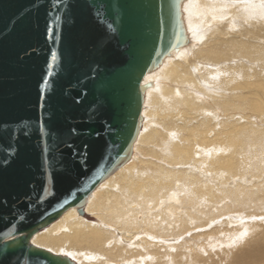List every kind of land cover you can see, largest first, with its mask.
<instances>
[{
  "label": "bare ground",
  "instance_id": "bare-ground-1",
  "mask_svg": "<svg viewBox=\"0 0 264 264\" xmlns=\"http://www.w3.org/2000/svg\"><path fill=\"white\" fill-rule=\"evenodd\" d=\"M177 11L183 40L142 80L129 160L84 214L69 207L31 237L71 264H198L210 234L219 246L237 233L244 243L216 257L264 264V0H177ZM241 211L260 221L234 226Z\"/></svg>",
  "mask_w": 264,
  "mask_h": 264
},
{
  "label": "water",
  "instance_id": "water-1",
  "mask_svg": "<svg viewBox=\"0 0 264 264\" xmlns=\"http://www.w3.org/2000/svg\"><path fill=\"white\" fill-rule=\"evenodd\" d=\"M177 0H0V264H71L31 237L129 160Z\"/></svg>",
  "mask_w": 264,
  "mask_h": 264
},
{
  "label": "rangeland",
  "instance_id": "rangeland-1",
  "mask_svg": "<svg viewBox=\"0 0 264 264\" xmlns=\"http://www.w3.org/2000/svg\"><path fill=\"white\" fill-rule=\"evenodd\" d=\"M240 213H242V218H244V219H241V220H239V219H236L235 220V222L236 223H234V224H237V225H234V226H238V227H240L241 229H243L242 227H245V225L247 224V223H250V222H253V223H255V222H257L258 220L260 221V218H262L261 220H263V218H264V215H260V213H255V214H253V215H246V212L245 211H241ZM244 213H245V216H244ZM258 215H260V218H259V216ZM258 216V217H257ZM220 217V216H219ZM257 218H258V220H257ZM238 220V221H237ZM240 221V222H239ZM244 221V222H243ZM250 221V222H249ZM238 222L240 223V224H238ZM217 225V224H216ZM215 226V224L214 225H210V227L209 228H207V229H211L212 227H214ZM234 226H232V227H234ZM240 231H242V230H240ZM240 236H242V235H238V233H237V235L235 234V235H233L232 236V238L229 236L226 240H222V241H220L219 242V246L217 245L218 244V239H216V240H214V238L213 239H210V237H212V235L210 234L209 235V240H206L205 242H206V244H205V242H201V244H200V246H205L206 247V249L207 250H204L203 249V251H202V255H203V257L200 255V259H201V262L199 263L198 262V264H216V263H218V264H224V258L223 257H219V256H223V255H225V254H223V249L226 247V246H228V245H231V246H234L235 244L237 245V244H242V243H244L243 241H245L244 240V235L242 236V237H240ZM201 238H203V237H201ZM235 239V240H234ZM238 239H240V240H238ZM203 240V239H202ZM229 240H232V241H229ZM209 241V242H208ZM242 242V243H241ZM198 243H200L199 241H198ZM223 244V245H222ZM228 244V245H227ZM226 245V246H225ZM210 246V247H209ZM230 246V247H231ZM208 248L209 249H211L212 250V252H211V250H210V253L212 254V258H209L208 260L206 259L205 260V257H204V255H205V253H206V258H208V257H211V254L209 255V252L207 253V251H208ZM221 250H220V249ZM219 249V250H218ZM218 252V253H217ZM216 253H217V255H219V256H217V257H219V259L216 257ZM222 254V255H221ZM223 258V259H222ZM204 259V260H203ZM218 259V260H217ZM183 260H184V258H183ZM183 260H182V258L180 259V261H179V263L178 264H192V262L190 263V260H187L186 258H185V260H184V262H183ZM213 260V261H212ZM217 260V261H216ZM216 261V262H215ZM222 261H223V263H222ZM139 264H144V263H140L139 262ZM226 264V263H225Z\"/></svg>",
  "mask_w": 264,
  "mask_h": 264
},
{
  "label": "snow or ice",
  "instance_id": "snow-or-ice-1",
  "mask_svg": "<svg viewBox=\"0 0 264 264\" xmlns=\"http://www.w3.org/2000/svg\"><path fill=\"white\" fill-rule=\"evenodd\" d=\"M246 234V233H245Z\"/></svg>",
  "mask_w": 264,
  "mask_h": 264
}]
</instances>
